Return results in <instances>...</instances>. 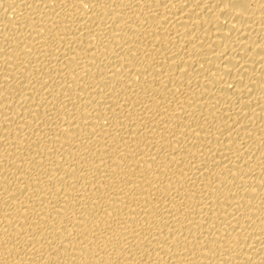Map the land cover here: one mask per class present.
I'll return each mask as SVG.
<instances>
[{"label":"bare ground","instance_id":"bare-ground-1","mask_svg":"<svg viewBox=\"0 0 264 264\" xmlns=\"http://www.w3.org/2000/svg\"><path fill=\"white\" fill-rule=\"evenodd\" d=\"M0 264H264V0H0Z\"/></svg>","mask_w":264,"mask_h":264}]
</instances>
